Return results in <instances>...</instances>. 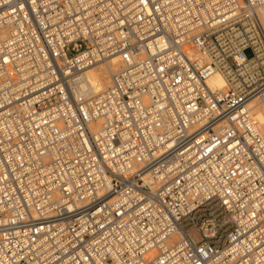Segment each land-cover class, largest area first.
I'll use <instances>...</instances> for the list:
<instances>
[{
	"label": "built area",
	"instance_id": "1",
	"mask_svg": "<svg viewBox=\"0 0 264 264\" xmlns=\"http://www.w3.org/2000/svg\"><path fill=\"white\" fill-rule=\"evenodd\" d=\"M263 8L0 0V264H264Z\"/></svg>",
	"mask_w": 264,
	"mask_h": 264
},
{
	"label": "bare ground",
	"instance_id": "2",
	"mask_svg": "<svg viewBox=\"0 0 264 264\" xmlns=\"http://www.w3.org/2000/svg\"><path fill=\"white\" fill-rule=\"evenodd\" d=\"M260 19L264 26V8L260 11ZM117 66V58H112L106 63L98 64L97 66L90 68L86 72L85 84L96 93L104 91L110 83V74L117 69ZM209 85L213 89H223L225 87V80L221 75L217 74L210 79ZM255 115L260 121L261 129L264 133V106L257 107L255 109Z\"/></svg>",
	"mask_w": 264,
	"mask_h": 264
},
{
	"label": "rangeland",
	"instance_id": "3",
	"mask_svg": "<svg viewBox=\"0 0 264 264\" xmlns=\"http://www.w3.org/2000/svg\"><path fill=\"white\" fill-rule=\"evenodd\" d=\"M246 55H247V57H249V58L252 57L251 52H247Z\"/></svg>",
	"mask_w": 264,
	"mask_h": 264
}]
</instances>
